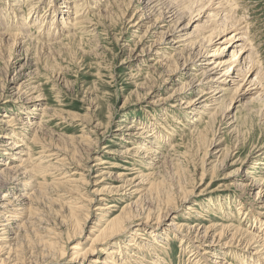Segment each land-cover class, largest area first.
Segmentation results:
<instances>
[{"label": "rangeland", "instance_id": "rangeland-1", "mask_svg": "<svg viewBox=\"0 0 264 264\" xmlns=\"http://www.w3.org/2000/svg\"><path fill=\"white\" fill-rule=\"evenodd\" d=\"M128 1L68 0L65 3L63 0H0V36L3 37L0 39V119L6 113L8 116L13 114L11 116L14 119H20L13 127L0 125V132L7 138L0 141V168L3 169V165L8 164L12 167L13 163L19 165L14 161L17 156L14 157L5 148L10 141L19 144L21 155H25L22 157L25 160L22 167L25 171L22 174L7 173L0 178V186L4 182L7 185L0 187V202L2 195H14V198L9 199L12 202L5 204L6 212L30 209V212H26L25 224L22 226L17 227L14 219L9 220V223L3 222L9 224L6 237L13 244L10 246H17V252L19 250L24 255L26 262L31 261L29 264L32 261L43 262L46 254L43 244L54 235L65 234L61 221L67 214V204H79L83 206L80 209L83 213H89L85 227V231L89 232L90 227L104 212L119 211L124 205L125 194L129 189L126 181L132 174L142 181L141 192L133 201L142 196L140 199L144 212L151 204L153 212L158 214V196H150L145 191L147 182L144 176L152 174L157 182H164V188H171L170 196L174 197L175 204L180 196L185 195L183 190L191 192L188 205L193 209L194 216L191 218L186 208L176 210L174 215L178 216V224L184 223L188 228H193L188 230L192 237L187 235L189 242L193 244H205L195 241L193 236L199 228L202 232L212 224L232 225L251 236L264 234L260 230L261 226L264 228L263 218L257 214L258 206L254 205V197L249 195L248 190L241 188L248 183L264 187V156L258 157V153H261L258 150L264 148V116L260 110L264 107L254 105V112H259H252L244 122L240 121L237 133H232L233 128L227 126L228 122L233 119L238 121L241 117L239 104L231 102L230 94H226L223 101L217 102L218 108L231 103L227 123L225 113L223 114L227 105L219 111L214 123L207 122L209 116L206 113L193 121L189 111L178 106L180 101H174L182 95L180 92L184 93L182 82L185 80H176L170 73L163 72L161 64H158L172 59L174 52L170 49L161 51V59L150 56L134 58L133 55L139 53L140 46H148L147 43L156 40L157 35H146L142 39L145 28L139 25L134 27L141 18L135 11L140 12L141 9H136V5H129ZM190 1L196 2L180 1L186 14L191 12V6L187 5ZM212 1L197 0L195 5H204L205 2L202 10H206L213 18L208 22V27L190 40L201 47L200 53L204 54L208 49L211 51L212 45L207 46L204 38L210 35V31L216 33L223 29L219 20L221 16L226 17L228 31L245 39L247 53L252 60L251 67L262 79L264 87V0ZM67 5L73 10L70 9V13ZM195 5L193 9L197 8ZM108 6L111 7L109 13L104 14ZM166 9V5H160L156 10L163 14ZM193 9L192 11L195 10ZM58 12L71 20L66 21L61 17L57 23ZM162 14L160 17H163ZM158 26L164 29V22L159 20ZM6 36H12V39ZM239 44L240 42L237 45ZM11 82L16 87L20 85L19 91L12 89ZM185 96L186 100L193 98V95ZM32 97L36 99L30 102L29 98ZM30 122L33 126H28ZM33 127H37L35 131ZM200 131L208 134L209 143L206 144L209 146L202 144L196 135ZM31 139L36 140L33 142ZM127 150L128 154L123 156L122 153ZM225 156L228 159L226 161ZM95 158L106 162L97 168L95 165L98 161H94ZM216 165H226V171L223 172L221 167L216 168ZM91 166L94 167L89 173ZM239 168L236 175L235 170ZM99 169H102L101 173ZM246 170L249 177L245 180L243 173ZM213 171L215 174L211 175ZM229 173L233 177H225ZM10 175L13 176V181L9 180ZM94 175L98 176L94 178ZM82 176H85L87 182L80 180ZM179 181L180 184L177 185ZM13 189L15 194L11 191ZM95 198L100 201L95 203ZM108 204L114 205V208L92 211L95 207H105ZM8 216L9 214H4L2 217L8 219ZM153 229L158 235L144 234V237L154 238L157 243L163 244L164 247L156 251L161 258L163 256V262L159 264H193L196 260L199 261L196 250H190L191 244L187 243V238L181 242L169 229ZM129 233H133V229ZM63 236L61 244L66 248L65 258L56 264H72L69 261L73 257L71 245L75 242H67L70 237ZM7 240L1 241L2 249L8 245ZM76 246L80 250L88 247L85 238L78 239ZM217 248L216 246L211 251L215 253ZM200 250L203 253L201 248ZM221 250V255L224 258L228 256L227 261L231 264L259 262L235 248L231 253L224 248ZM142 251L145 254L142 264H155L156 257L147 253L146 249ZM225 252L228 254H224ZM96 256L93 255L90 259ZM90 259L85 264H90ZM199 262L201 264V259Z\"/></svg>", "mask_w": 264, "mask_h": 264}, {"label": "bare ground", "instance_id": "bare-ground-1", "mask_svg": "<svg viewBox=\"0 0 264 264\" xmlns=\"http://www.w3.org/2000/svg\"><path fill=\"white\" fill-rule=\"evenodd\" d=\"M63 1H65V3H68V0H63ZM119 1H121V0H119ZM180 1H182V0H129L128 1L130 3L129 5H136L137 6L136 9H138V10L141 9L140 12L135 11V13H138V15L141 16V18H140L138 24H134L135 25L134 27H137L139 25L140 27L145 28L144 36L142 37V39H144L146 37V35H151V36L157 35L156 40H153L152 42H148L147 43L148 46H144V45L140 46L141 49H140L139 53L136 55H133V56H134V58L141 57V56H150V57H157V58L159 57L160 58L161 57V55H160L161 51L168 50V49L172 50L174 52L173 53L174 56L172 57V59H170L166 62L158 63V64H161L162 69H164L163 72L170 73L172 76L175 77L176 80H179V79L185 80V82H182L184 85V89H185L184 93L180 92V93H182V95L180 97L175 98L174 101H177V102L180 101L178 106H180V108H182L186 111H189V113L193 117V121H196V118H199L200 115H206L207 114L206 116H209L208 117L209 121H207V122H209V123H214L215 119L218 117L219 111L222 110L223 107L227 105L228 107L226 106L227 108H226V110H224L225 112H223V114L225 113L224 114L225 116L221 113L224 116L226 123H227L228 122L227 113L229 112L231 103L226 104V105L224 104L222 107L220 106V108H218L217 102L222 100L226 94H230L232 96L231 102L233 101V102L239 104L238 107L241 110V117L238 121L233 119L231 122H228L227 126L233 128V129L231 128L232 133L233 132L237 133V131H239V125L238 124L240 123V121L244 122L247 117L252 115V112H254V109H253L254 105H261L262 107H264V87L262 84V79L259 77L258 74L254 73L255 70H253L251 67L252 60H250V55L247 53L248 50L246 49L247 45L245 43V39L242 37H239L240 35L238 36V34H234L233 31L229 32L228 31L229 29L227 28V26L229 24L227 22V18L221 16V19L219 21L222 25H220V24L219 25L223 29H219V31H217L216 33L213 31H210V35L208 37L204 38V40L207 42V46L212 45V47H211L212 52L208 49L206 51V53H204V54L200 53L201 47L197 46L196 43H193L190 39H191V37L195 36L196 34L201 33V31H203V29L208 27V22L213 17L210 15V13L208 14V12L206 10H202V9H204L203 7L205 5V2L204 3L202 2L204 5H199L200 3L198 5H195L197 0H196V2L190 1V3H187V5L191 6V8L189 9V10H191V12L190 13L187 12L189 14H186L185 10L182 8ZM113 3L115 4L116 1H114ZM211 4L209 5V7L211 6ZM68 5H67V11L70 13L71 8H69ZM111 5H113V4H111ZM160 5H166L167 6V9L165 10L166 12H163L164 10L163 11L160 10L161 12H163V14L158 13V11L156 10ZM194 5H195V7H197L196 9L194 8L195 10L193 9ZM142 6H143V8H141ZM108 7L109 8H106L107 10L104 11L105 12L104 14L109 13L108 10H110L111 7L110 6H108ZM129 8H131V7H129ZM207 8H208V6H207ZM192 9L194 11H192ZM161 14L163 17H160ZM112 16H111V18H113ZM157 16H159L160 18H157ZM57 17L59 18L57 20V23L59 22L61 17L65 18V16L61 13H59V15H57ZM53 18L55 19V17H53ZM65 20L68 21V20H71V18L68 19V17H67V18H65ZM78 20L79 19H77V22H79ZM159 20H161L162 23L164 22V29L161 28L160 26H158ZM228 20H229V18H228ZM53 21H52V23H53ZM226 23H228V24L226 25ZM66 24H68V22H66ZM69 25H71V24H69ZM215 26H218V24ZM213 27H214V25H213ZM6 37H8V36H6ZM11 37L12 36H10L8 38H11ZM203 37H205V34ZM2 38L3 37L0 36V39H2ZM8 38H6V39L9 40ZM140 42L138 43V45L140 44ZM238 42H240L239 45H237ZM203 48H204V46H203ZM203 52H205V51H203ZM36 56H37V54H36ZM162 61H163V59H162ZM24 66H26V64ZM165 66L167 67L166 69H165ZM56 75H57V73H56ZM12 84H13L12 89H14L16 92L19 91L20 85L16 87L15 86L16 84H14V83H12ZM20 94H21V92H20ZM185 94H187L189 96L193 95V98L190 97L188 100H186ZM148 95H149V92H147V96ZM28 97H30V96H28ZM29 99L31 102V101H34L33 99H36V98L32 97ZM17 100H18V98H17ZM28 103H29V101H28ZM260 110L262 112V116H264V109L263 110L260 109ZM43 111H44V109H43ZM45 112H46V110H45ZM256 112H254V113H256ZM11 115L13 116V114H11ZM11 115L8 116L6 113L4 116H2V119H0V125H3L5 127H13L15 125L14 123L20 121V119H14V117H12ZM196 115H198V116H196ZM31 125L32 124L30 122V124H28V126H31ZM36 128L37 127H35V129ZM257 128H259V127H257ZM33 129H34V127H33ZM35 129H34V131H35ZM217 129L220 130L219 127ZM262 130H264V129H262ZM25 131H26V129H25ZM204 131H202V132L200 131L198 133L199 135L194 132V134H196L201 139L200 141H202L201 142L202 144H206L208 142V139H207L208 134L204 133ZM209 132H210V130H209ZM232 133H231V135H232ZM35 135H37L36 132H35ZM101 135H102V133H101ZM35 137H37V136H35ZM6 139H7L6 135L3 132H0V141H4ZM35 140L33 139L32 141L34 142ZM196 140L198 141V139H196ZM10 142H11L10 144L9 143L6 144L5 148L7 151H11V154H14L13 155L14 157L17 156V159H14V161H16V163H18L19 165L18 166L13 165L14 163L12 164V167L10 164H8V166L3 165L4 168L3 169L0 168V178L3 176V174H7V173H11V174L12 173L13 174L21 173L22 174V172L25 171V169L23 170V168H22L24 163H25V160L22 157H24L25 155H21L22 151L20 149V146H18L19 144L16 145V143H14L12 141H10ZM191 142L192 141H190V143ZM213 142H215V141L213 140ZM218 143L219 142H217V144ZM217 144H216V146L218 147ZM206 145H208V144H206ZM210 145H212V144L210 143ZM150 146H152V144H150ZM214 146H215V144H214ZM54 147H56V145ZM211 147H213V146H211ZM262 147H263V145H262ZM215 151L216 150H214V152ZM218 151H219V149H218ZM260 151H261V153H258V157L264 156V148H262L261 150L260 149L258 150V152H260ZM191 152H193V151H191ZM208 152H209V150H208ZM23 153H24V151H23ZM223 153H224V151H223ZM124 154L125 155L128 154V150L126 152L122 153L123 156H124ZM216 154H217V152H216ZM152 155H155V154H152ZM67 156H68V154H67ZM148 156L149 155L147 154V157ZM218 156H219V154H218ZM226 157L227 156H225V160L223 158L224 161L228 160ZM57 158H58V156H57ZM187 158H188V156H187ZM211 160H213V159H211ZM1 161H4V160H1ZM94 161H98L97 164L95 165V167H97V168H100L106 162L104 160H100V158L99 159L95 158ZM165 164H166V162H165ZM199 164H200V162H199ZM219 164H220V162H219ZM206 166H209V165H206ZM93 167L91 166L89 168V170H88L89 173H90V171H92ZM220 167H221L223 172L226 171L225 170L226 165H216V168H220ZM52 168H53V166H52ZM86 168H83V169H86ZM41 169H43V167H41ZM212 169H214V168H211V170ZM101 170L102 169H99L100 173L102 172ZM183 170H185V169H183ZM235 171H237L236 172V175H237V173L240 171V168L238 170H235ZM65 172H67V171H65ZM83 172H85V170ZM181 172H182V170H181ZM209 173H210V171H209ZM214 174H215V172L213 171L211 175H214ZM248 174H249V172H248V170H246L243 173V179L246 180L249 177ZM171 175H169V176H171ZM85 176H82V178H80V180L83 182H87V180L85 179ZM97 176L98 175H94L93 177L95 178ZM125 176H127V175H125ZM187 177H189V176H187ZM225 177L231 178L233 176H231V173H229V174H225ZM144 178L146 179L145 182H147L145 191H147L150 196H152V194L154 196H158L157 197V206H156L158 214H155L153 212V210L151 208L152 207L151 204L148 208L146 207L147 209L145 208V212H144L142 201L140 199V198H142V196L137 197L133 201L134 197L137 196L139 192H141L140 187H141V182H142L137 177H133V174H132L131 178L126 181V183H128L127 186L129 187V189L127 190L128 192H126V194H125V200L126 201L124 202V205L119 209V211L112 210V211L104 212L103 215L100 217V219H98V221L96 223H94L93 226L90 227L89 232L85 231L86 224L88 223V214L89 213L88 212L83 213L82 210H80V209H83V206H80L79 204H73L72 202H71L72 204L71 203L67 204L68 211H67L66 216L63 217L61 224L64 226L65 231H66L65 234H63V235H67L66 237H68V236L70 237L67 240V242H69V241L75 242L74 244L71 245L72 248L70 247L71 250H73V252H72L73 257L69 260L72 262V264H85L87 262V260H89L90 257L93 255H97V256L93 259H90V264H132V263L133 264H136V263L142 264L143 258L145 255L144 252L142 251L143 249H146L147 253H150V255L153 254L156 257L157 260L155 259V264L162 263L163 262V256L161 258L160 255H158L156 253V251L159 250V248L164 247L163 244L157 243L154 238L146 239L144 237L145 236L144 234H150V235L154 234L155 236L158 235V232L153 229L156 227H159L161 230L162 229L163 230L169 229L170 233L174 234L176 236V238L178 237L181 242H182V240H186V238H187V240H188L187 243L191 244L190 250L193 248L196 250L197 257H200V259H201V264H203V263L204 264H231L227 261L228 256L226 258H224L221 255V252H222L221 249L222 248H224L226 250H230V253L234 252V248L238 249L241 253H243L247 257H249V258L254 257L255 259L259 260V262L253 261L254 264H264V237H263L264 234H262L263 236H258V235H252L251 236V235L247 234L246 232L242 231L240 228L234 227L232 225H220V224L215 225V224H212V225L204 228L202 230V232L199 230L200 228L198 227L199 229L195 231L196 233L193 236L195 241L205 243L204 245H202L200 243H198L196 245V244L189 242V237L187 235H189L190 232L188 230H192L193 228H188L184 223L178 224L176 222V219L178 218V216L174 215V213L176 210H178L180 208H186L188 215L191 218L194 216V213L192 212L193 209L190 207V205H188L190 203V198L192 197L191 192L187 191V190H183L182 193H184L185 195H182V197L180 196L179 197L180 200L178 201V203L175 204L173 202L174 197L171 198V196H170L171 195V188L170 189L164 188V186H163L164 182H161V181L157 182V179H153L152 174L144 176ZM203 178H205V177H203ZM9 180H11V181L14 180L12 175L9 176ZM11 181H8V183H12ZM22 184H23V182H22ZM178 184H180V181L177 182V185ZM6 186H7L6 182H4V184L0 187H6ZM73 187H75V186H73ZM193 188H195V187H193ZM241 188H243V189L245 188V190H248L249 195H251V196L253 195L254 205L256 207L258 206L257 214H259L264 220V187H261L260 185H258L256 183H252V184L248 183V184L242 185ZM11 191H13L14 194L16 193L14 189ZM19 192H20V190H19ZM71 192L73 193V191H71ZM243 192L245 193V191H243ZM20 197H22V196H20ZM11 198H14V195L13 196H9V194L8 195H6V194L2 195V202H0V244H1V241L7 240L6 236L8 235L7 234V230H8L7 228L9 225L8 221L11 219L12 220L14 219L15 221H17V227L22 226L23 224H25L24 219H25L26 212H28V211L30 212L29 208H27L25 210L22 209L21 211L12 210L11 212H9L7 210V212H6L5 204L12 202V201H9V199H11ZM32 200H34V199H32ZM144 200H145V198H144ZM97 201H100V200L95 198V203ZM28 203H30V202H28ZM147 204H148V202H147ZM85 206H86V203H85ZM185 206H187V207H185ZM112 208H114V205L108 204L105 207H95L92 211L93 212L95 210L107 211V210H111ZM9 209H11V208H9ZM3 210H5V212H2ZM206 213H207V211H206ZM4 214L5 215L9 214V216L6 217L8 219H3L2 216ZM34 219H35V217H34ZM263 220H262V223H264ZM3 222H8V223L5 224ZM59 222H60V219H59ZM261 228H262V226H261ZM261 228H260V230L263 233L264 228H262V229ZM50 229H51V227H50ZM131 229H133V233L130 234L129 231ZM186 229H187V231H186ZM196 229H197V227H196ZM38 231H39V229H38ZM128 234H130L128 239L124 240ZM25 235H26V233H25ZM63 235H61V234L60 235H54L50 240L46 241L43 244L44 250L46 251V254L44 255L45 259H43V262H39V261L33 262L32 261L31 264H56V262L62 261L65 258V249H66L61 244L62 243L61 239H62ZM190 237H192V236H190ZM80 238L81 239L85 238V243L88 246L87 248L80 250L79 246H76V243L78 242V239H80ZM11 243L12 242L8 241V243H7L8 245H6L4 249H2L0 247V258H1L0 264H29L31 261H29V263L26 262L24 255L22 253H19V250L17 252V250H16L17 246L11 247L10 246ZM11 245H13V244H11ZM16 245H18V244H16ZM34 245H35V243H34ZM216 246L218 248H217L216 252L213 253L211 251V249L215 248ZM200 248L202 249L203 253H201ZM12 249H14V250H12ZM189 252H191V251H189ZM224 254H228V252H225ZM11 258L13 260H11ZM200 259H199V261H200ZM146 260H147V258H146ZM159 260H161V261L158 262ZM199 261L196 260L195 262H193V264H200Z\"/></svg>", "mask_w": 264, "mask_h": 264}]
</instances>
